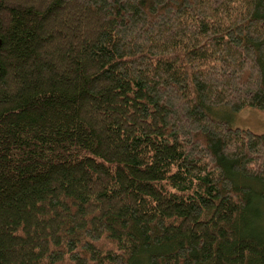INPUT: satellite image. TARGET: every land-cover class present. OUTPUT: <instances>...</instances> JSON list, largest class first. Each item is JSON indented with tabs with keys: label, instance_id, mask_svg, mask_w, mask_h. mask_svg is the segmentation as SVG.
<instances>
[{
	"label": "trees",
	"instance_id": "16d2710c",
	"mask_svg": "<svg viewBox=\"0 0 264 264\" xmlns=\"http://www.w3.org/2000/svg\"><path fill=\"white\" fill-rule=\"evenodd\" d=\"M264 0H0V264H264Z\"/></svg>",
	"mask_w": 264,
	"mask_h": 264
},
{
	"label": "rangeland",
	"instance_id": "374dc122",
	"mask_svg": "<svg viewBox=\"0 0 264 264\" xmlns=\"http://www.w3.org/2000/svg\"><path fill=\"white\" fill-rule=\"evenodd\" d=\"M222 118H228L234 127L249 129L255 134L264 132V111L244 109L240 113H221Z\"/></svg>",
	"mask_w": 264,
	"mask_h": 264
}]
</instances>
